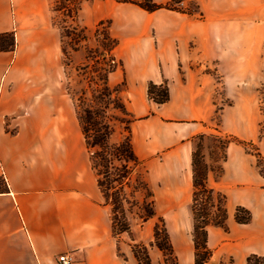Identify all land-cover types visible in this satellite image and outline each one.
<instances>
[{
    "label": "crops",
    "instance_id": "1",
    "mask_svg": "<svg viewBox=\"0 0 264 264\" xmlns=\"http://www.w3.org/2000/svg\"><path fill=\"white\" fill-rule=\"evenodd\" d=\"M199 4L201 18L117 0H84L77 14L85 29L108 21L117 40L112 53L122 65L109 73L108 84L123 81L118 95L134 118L135 154L159 152L164 167L172 156L187 161L184 177L172 184L177 203L187 200L192 186L185 139L201 132L200 122L214 113L215 87L230 80L229 72L231 80L254 74L260 55L255 12ZM53 12L52 0H0V34L12 32L15 40L12 50H0V264H58L62 252L72 253L75 264H126L76 108L62 88L61 32ZM150 81L167 82L168 101L157 105L148 98ZM209 187L226 196L227 214L226 230L206 226L210 263L264 257V176L252 155L228 153ZM237 206L250 211L249 222L235 220Z\"/></svg>",
    "mask_w": 264,
    "mask_h": 264
},
{
    "label": "rangeland",
    "instance_id": "2",
    "mask_svg": "<svg viewBox=\"0 0 264 264\" xmlns=\"http://www.w3.org/2000/svg\"><path fill=\"white\" fill-rule=\"evenodd\" d=\"M78 1L71 0L73 4L71 5L67 0H52L53 22L63 34V46L67 53V55H62L66 65L62 64L61 83L62 88L67 93L69 92V95L71 94L70 97H74V100L72 99L74 106L75 103H80L84 107H97L102 105L94 98L101 88V81L97 75L104 73L105 65L104 58L96 59L101 64H96L93 58L96 54L94 51L101 50L99 38L94 33L95 25L83 31L80 19L77 16L69 17L66 10L62 8L67 4L76 8ZM199 1L182 0V2L175 3V6L191 11L198 10L201 16H194L201 18L203 12ZM208 1L225 3L229 9L255 12L253 22L260 26L254 29L255 39L259 33L260 53L259 59L257 56L254 60L255 73L247 72L244 77H239V80H231L235 76L229 72L230 80L215 87L213 101L217 105L214 113L209 119L200 122L201 132L185 139L184 146L192 153L195 152L201 168L206 167L207 177H209V181L206 178V183L209 187L212 179L216 180L221 175L222 161L228 153L237 149L238 151L243 149L244 152L252 155L258 171L264 176V151L260 149L261 145H264V0ZM210 8L213 7L210 6ZM71 30L74 34L69 32ZM82 35H85V40H82ZM79 100L82 101L79 102ZM105 115L106 121H109L112 127L109 141L117 143L123 137L124 129L123 123L115 118L123 119V116L113 108L107 109ZM189 127L190 124H183L182 129L186 131ZM139 158L142 159V165L135 168L129 180V186H125V192L133 204L125 203L128 209L130 233L115 235L118 254L126 264H137L131 251L132 244L136 242L147 248L151 264H166L163 253L152 242L153 226L156 222L159 223V218H161L165 223L178 264H193L191 240L193 221L190 210L193 187L190 186L185 202L177 203L178 199L172 190L175 179L178 176L184 177L187 161L183 163L176 156H172L169 166L164 167L162 154L159 152L146 154ZM136 176L144 179L153 193V209L156 215L146 220L139 217L142 213L140 206L143 200L148 201L149 198L143 190L132 191L136 186ZM214 194L224 196L225 206L226 196L215 191ZM174 202L177 207L170 208L169 205ZM212 211L215 215V210ZM239 215L241 218L246 216L244 212H240ZM262 258L264 257L258 256L257 259L252 260V264H260ZM222 262L233 264L232 260H221L218 263L212 259L213 264Z\"/></svg>",
    "mask_w": 264,
    "mask_h": 264
},
{
    "label": "trees",
    "instance_id": "3",
    "mask_svg": "<svg viewBox=\"0 0 264 264\" xmlns=\"http://www.w3.org/2000/svg\"><path fill=\"white\" fill-rule=\"evenodd\" d=\"M71 3V0H67ZM79 0L76 8L71 3L63 5L68 16L74 18L78 14L80 3ZM121 2H130L136 4L146 11H154L160 8L171 9L184 12L190 15L201 16L198 10H188L175 6V3L182 0H170L165 4H158L153 0H117ZM109 22L100 21L94 29L95 36L99 38L101 50H95L93 58H104V73L97 75L101 81V88L98 94L94 96L96 101L102 103L101 106L90 107L75 103L77 119L84 137L86 150L89 155L90 163L97 175V185L100 189L104 202L110 206L111 213V231L112 235L120 233H130V224L127 217V208L125 203L133 204L125 192V186H129V180L135 171V168L142 165L140 159L134 152L131 143L130 123L134 120L130 112L127 110L125 103L119 97L118 92L123 86V81L115 86L108 84V75L114 71L122 63L116 59L112 53L113 48L117 44V40L109 34ZM83 31L84 27L81 28ZM71 34L74 32L69 31ZM85 35H82V40ZM15 45L14 34H0V50H12ZM61 50L62 55H67L63 46V34L61 33ZM62 64L66 65L64 58ZM96 64H101L96 60ZM67 89V88H66ZM69 93V92H68ZM71 95V94H70ZM148 98L155 104L160 105L168 101L169 90L167 82L156 84L152 81L147 84ZM74 100V97L72 96ZM82 100H79V102ZM75 102V101H74ZM109 108L117 109L123 116V119L115 118L123 123L124 134L117 143H110L109 139L112 133V127L109 121H106V111ZM192 197L190 210L192 214V243L194 248L193 264H211L210 259L213 251L207 244V225H216L226 229V208L224 206V196L215 195L212 188L207 186V169L205 166L200 167L197 162L195 152L192 153ZM136 186L132 191L143 190L148 201L143 200L141 203L142 213L139 217L146 220L155 216L153 209V193L149 189L144 179L136 176ZM215 210V215L213 211ZM244 212L245 217L241 218L239 213ZM235 220L239 223H247L251 219L249 210L242 206H237L235 210ZM153 245L158 248L164 256V262L167 264H178L176 255L174 254L172 244L163 219L159 218L152 232ZM132 254L137 264H151L147 248L140 243L134 242L131 247ZM257 255L247 257L246 264H252V260L257 259ZM225 264V263H220ZM231 264V263H229ZM260 264H264V258Z\"/></svg>",
    "mask_w": 264,
    "mask_h": 264
},
{
    "label": "built area",
    "instance_id": "4",
    "mask_svg": "<svg viewBox=\"0 0 264 264\" xmlns=\"http://www.w3.org/2000/svg\"><path fill=\"white\" fill-rule=\"evenodd\" d=\"M58 264H75L74 257L70 252H62L57 255Z\"/></svg>",
    "mask_w": 264,
    "mask_h": 264
}]
</instances>
